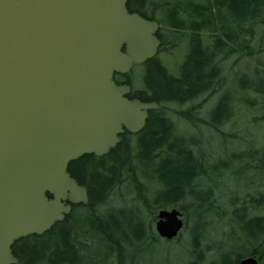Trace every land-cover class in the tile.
Instances as JSON below:
<instances>
[{
  "label": "trees",
  "instance_id": "obj_1",
  "mask_svg": "<svg viewBox=\"0 0 264 264\" xmlns=\"http://www.w3.org/2000/svg\"><path fill=\"white\" fill-rule=\"evenodd\" d=\"M126 7L159 23L160 48L141 66L140 87L134 72L113 82L160 108L107 155L69 163L88 204L72 206L41 236L16 241L13 256L18 264H238L245 256L264 264V0ZM181 41L183 58L171 69L161 56ZM183 122L194 132L181 131ZM174 207L189 231L176 255L177 240L161 241L153 230L157 211Z\"/></svg>",
  "mask_w": 264,
  "mask_h": 264
},
{
  "label": "water",
  "instance_id": "obj_2",
  "mask_svg": "<svg viewBox=\"0 0 264 264\" xmlns=\"http://www.w3.org/2000/svg\"><path fill=\"white\" fill-rule=\"evenodd\" d=\"M128 2L0 0V264H18L16 241L41 236L73 205L88 204L69 163L109 153L159 108L128 99L130 87L113 82L160 47L159 24L128 12ZM156 218L163 240L184 225L177 208Z\"/></svg>",
  "mask_w": 264,
  "mask_h": 264
},
{
  "label": "rangeland",
  "instance_id": "obj_3",
  "mask_svg": "<svg viewBox=\"0 0 264 264\" xmlns=\"http://www.w3.org/2000/svg\"><path fill=\"white\" fill-rule=\"evenodd\" d=\"M179 45H180L179 48H177L176 50L171 51V53H168V55L167 54H164V56H161L163 63L167 67L169 66V68H171V69L173 67L175 69V67L181 62V60L183 58V54H184V50H185L184 41H181V43ZM134 70H135L134 73H133L134 75H132L130 77V80L132 81V84H134L135 87H140L141 84L139 83L138 78H139V75L142 74L145 71V69H143L142 67H136ZM213 100H214L213 98H211V99L208 100V102L205 105V108L206 109L208 107L212 106L215 103ZM173 107L174 106L171 105V108H173ZM183 123H181V124L179 123V125H180L179 128H180L181 131L183 130L184 133H192V132H194L195 129L189 128L188 125L186 126ZM219 143H220L219 139L218 138L215 139V147H216V150L219 149V147H218ZM219 153H220V155H222L220 151H219ZM153 228H154V223H153ZM188 233H189V231L188 230L186 231L184 229L183 232L181 233V235H179L176 238V240H177L176 246H174V245L171 246L172 252H175L174 255H176L177 254L176 251L179 250L178 249V243H179V245L180 244H183L186 241L187 237H188ZM163 252H165V250ZM171 259L174 260L175 259V256H171Z\"/></svg>",
  "mask_w": 264,
  "mask_h": 264
},
{
  "label": "bare ground",
  "instance_id": "obj_4",
  "mask_svg": "<svg viewBox=\"0 0 264 264\" xmlns=\"http://www.w3.org/2000/svg\"><path fill=\"white\" fill-rule=\"evenodd\" d=\"M209 108H210V107H208L207 109H209ZM183 124L186 125V126L188 125V124H186L185 122H184ZM188 127H190V126L188 125Z\"/></svg>",
  "mask_w": 264,
  "mask_h": 264
},
{
  "label": "flooded vegetation",
  "instance_id": "obj_5",
  "mask_svg": "<svg viewBox=\"0 0 264 264\" xmlns=\"http://www.w3.org/2000/svg\"><path fill=\"white\" fill-rule=\"evenodd\" d=\"M33 59H34V56H33Z\"/></svg>",
  "mask_w": 264,
  "mask_h": 264
}]
</instances>
